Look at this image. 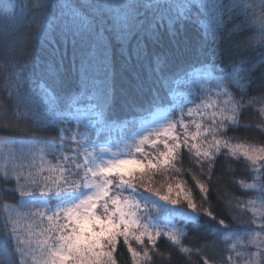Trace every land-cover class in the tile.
Returning <instances> with one entry per match:
<instances>
[{
  "label": "trees",
  "instance_id": "1",
  "mask_svg": "<svg viewBox=\"0 0 264 264\" xmlns=\"http://www.w3.org/2000/svg\"><path fill=\"white\" fill-rule=\"evenodd\" d=\"M220 3L223 18L210 27L204 0H0V248L15 264L9 215L21 227L39 224V232L46 225L37 215L60 212L83 191L85 153L117 150L155 119L175 122L185 114V122L198 120L187 112L227 98L237 105L227 138L264 145V0ZM41 159L65 164V179L78 187L47 193L32 186L23 195L27 174ZM176 166L196 203L211 213L120 186L138 202L142 222L162 233L148 264H229L230 255L243 264L231 244L251 238L249 223L253 234L264 228L239 205L259 203L264 163L221 152L209 172L207 162L185 150ZM193 173L208 188L206 199ZM166 181L157 176L155 185ZM112 227L81 234L98 245ZM254 254L251 249L256 264ZM117 258L119 264L134 260L123 243Z\"/></svg>",
  "mask_w": 264,
  "mask_h": 264
},
{
  "label": "snow or ice",
  "instance_id": "2",
  "mask_svg": "<svg viewBox=\"0 0 264 264\" xmlns=\"http://www.w3.org/2000/svg\"><path fill=\"white\" fill-rule=\"evenodd\" d=\"M176 3H182V0H176ZM204 3L208 9L209 26L214 27L223 18L224 5L220 0H204ZM186 115L197 116L199 119L185 122L184 114L175 122L141 138L134 154L110 159L105 164L88 168L86 186L93 190V195L56 214L37 215L40 223L46 225L39 232L35 231L39 224L21 227L20 221L9 215L16 241L14 251L19 253V264H119L117 253L122 243L134 258L133 264H148L162 233L151 230L142 222L138 202L121 194L120 186L139 188L173 205H184L198 212L211 213L210 208H203L196 203L187 181L182 179V169L176 166L185 150L194 154L197 163L207 162L209 172L214 167L216 156L221 152L232 156L242 154L253 163H264V145L234 142V138H227V127L237 121V105L231 99L225 98L220 104L205 102L200 108L190 109ZM153 149L156 151H152ZM41 161L35 173L28 172L27 190L23 195H30L32 186L47 193L78 187L68 184L63 164L53 165L46 160ZM44 162L47 167H44ZM83 163H88L87 157H84ZM169 173L180 175L169 176ZM157 176L167 177V181L157 187ZM193 178L206 199L208 188L205 183L195 173ZM68 195L71 196L72 193L69 192ZM250 205L251 208L249 205L239 207L248 208L256 218L255 223L259 222V227L264 228V207H257L255 201L250 202ZM102 224L113 227L111 232H104L98 245L83 238L81 227L87 226L91 233L99 231ZM168 238L172 239L171 236ZM174 242L179 243V240ZM231 248L235 251V257H244L243 264H253L250 250L256 249L257 256L264 252V232L241 239L238 243L231 244ZM0 258H6L7 264H15L6 247L0 248ZM226 259L229 264H240L231 255Z\"/></svg>",
  "mask_w": 264,
  "mask_h": 264
},
{
  "label": "rangeland",
  "instance_id": "3",
  "mask_svg": "<svg viewBox=\"0 0 264 264\" xmlns=\"http://www.w3.org/2000/svg\"><path fill=\"white\" fill-rule=\"evenodd\" d=\"M168 123H172V121L166 117L155 119L146 125L145 130H142L138 134H135L129 140H123L122 142H120L119 143L120 146H118L117 150L104 149L99 154H96L92 151H89V153H85L84 157H87V159H88V163H87L88 168H95L99 164H105L110 159L115 160V159H120V158H123L125 156H128V153L125 151L126 149H128L130 147L135 148L137 146L138 141L141 138H143L144 136H146V135H148V134H150V133H152L158 129H162ZM79 152L80 151H77V148H74L73 153H74L75 159H78L76 157H79V155H80ZM63 165L65 166V164H63ZM86 176H87L86 177L87 179H86L83 191H81L74 199L68 201L65 205L60 207V211L66 209L68 207L74 206L75 204L79 203L80 200L86 199L87 196L93 195V193H92L93 190L89 189L86 186L87 180H88V172L86 173ZM105 195H107V193H105ZM257 197H259V199H260L259 203H257V207H264V194L262 192L258 193ZM179 214H180V212H179ZM248 219H249V217H248ZM77 222H79V221H77ZM244 228L252 230L251 231V237L254 235L253 233L257 230V229H255V230L253 229L254 225L252 223H249V225H246ZM81 229L88 231L87 226H83V227H81ZM242 239H245V237L243 236ZM262 260L264 261V257H261L260 255L257 256L256 254H254V261L257 262L256 264H262Z\"/></svg>",
  "mask_w": 264,
  "mask_h": 264
}]
</instances>
